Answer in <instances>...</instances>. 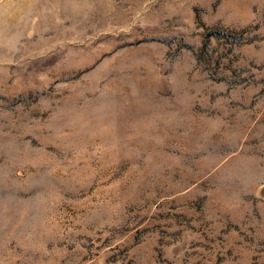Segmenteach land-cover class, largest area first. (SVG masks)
<instances>
[{
  "label": "rangeland",
  "instance_id": "1",
  "mask_svg": "<svg viewBox=\"0 0 264 264\" xmlns=\"http://www.w3.org/2000/svg\"><path fill=\"white\" fill-rule=\"evenodd\" d=\"M0 264H264V0H0Z\"/></svg>",
  "mask_w": 264,
  "mask_h": 264
}]
</instances>
